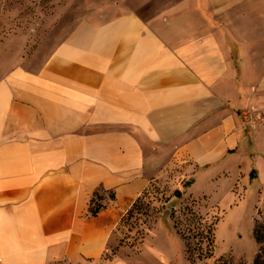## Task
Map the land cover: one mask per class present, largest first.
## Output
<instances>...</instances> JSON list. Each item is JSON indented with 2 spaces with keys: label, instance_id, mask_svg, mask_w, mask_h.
Returning <instances> with one entry per match:
<instances>
[{
  "label": "crops",
  "instance_id": "1",
  "mask_svg": "<svg viewBox=\"0 0 264 264\" xmlns=\"http://www.w3.org/2000/svg\"><path fill=\"white\" fill-rule=\"evenodd\" d=\"M58 18L38 68L0 63V264H115L123 218L168 173L188 196L264 178V0Z\"/></svg>",
  "mask_w": 264,
  "mask_h": 264
},
{
  "label": "rangeland",
  "instance_id": "2",
  "mask_svg": "<svg viewBox=\"0 0 264 264\" xmlns=\"http://www.w3.org/2000/svg\"><path fill=\"white\" fill-rule=\"evenodd\" d=\"M117 1L127 0H0L5 72L39 67L46 26L56 14L59 23L73 21L96 5ZM255 180L244 183L247 190L232 193L226 184L216 192L214 184L199 182L188 196L181 170L168 173L123 218L107 259L115 264H254L258 254L264 258V178L255 174Z\"/></svg>",
  "mask_w": 264,
  "mask_h": 264
},
{
  "label": "trees",
  "instance_id": "3",
  "mask_svg": "<svg viewBox=\"0 0 264 264\" xmlns=\"http://www.w3.org/2000/svg\"><path fill=\"white\" fill-rule=\"evenodd\" d=\"M251 178H253V174L251 175ZM186 187H188V184H186L185 185ZM110 197H111V199L113 200L114 199V195L111 193V195H110ZM176 197L177 198H181L182 197V194H181V192H177L176 193ZM97 200L98 201H100L102 198L99 196V194H97ZM96 199H93L92 200V203H91V207H90V214H91V216L93 215V216H95V215H97L102 209H103V207L98 203V201H97ZM132 208H133V206H132ZM210 230V229H209ZM209 232H211V230L209 231ZM254 236H255V241H256V243H258V244H261L262 243V239H261V235H260V232H258L256 229L254 230ZM189 249V248H188ZM187 253H188V255H189V259H190V257L192 256L191 255V250L189 249L188 251H187ZM211 254V253H210ZM254 264H264V258L262 257V255L261 254H258L257 256H256V258L254 259ZM225 264H227L226 262H225Z\"/></svg>",
  "mask_w": 264,
  "mask_h": 264
},
{
  "label": "built area",
  "instance_id": "4",
  "mask_svg": "<svg viewBox=\"0 0 264 264\" xmlns=\"http://www.w3.org/2000/svg\"><path fill=\"white\" fill-rule=\"evenodd\" d=\"M257 120H258V119H257ZM257 120L254 119L253 117H250V118L248 119V121H247V125H248V127L251 128V129H254L255 126L257 125Z\"/></svg>",
  "mask_w": 264,
  "mask_h": 264
}]
</instances>
